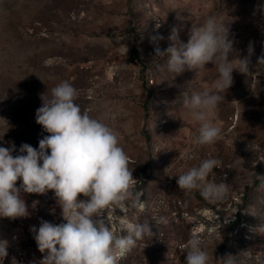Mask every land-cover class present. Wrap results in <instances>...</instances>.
Listing matches in <instances>:
<instances>
[{
	"label": "rangeland",
	"instance_id": "obj_1",
	"mask_svg": "<svg viewBox=\"0 0 264 264\" xmlns=\"http://www.w3.org/2000/svg\"><path fill=\"white\" fill-rule=\"evenodd\" d=\"M259 5L264 0H0V147L38 148L49 135L35 120L41 95L68 81L79 92L76 103L117 132L129 158L134 187L122 207L107 209L113 229L127 235L130 225L147 222L155 233L138 240L120 264H185L184 245L193 236L206 247L210 264H264V188L257 178L264 176ZM210 16L229 29L233 67L238 57L249 56L250 44L254 52L250 72L233 70V83L213 113L223 139L197 145L200 125L185 107L184 93L190 98L211 90L217 68L208 64L176 75L155 48L168 47L173 27L187 43L192 27ZM183 153L191 158L181 159ZM208 158L222 162L209 177L229 185L222 200H206L176 183L181 170ZM22 196L30 215L0 218V239L8 242L3 264L13 258L39 264L42 253L30 228L38 229L41 219L64 222L54 191ZM161 217L166 224L157 223Z\"/></svg>",
	"mask_w": 264,
	"mask_h": 264
},
{
	"label": "clouds",
	"instance_id": "obj_2",
	"mask_svg": "<svg viewBox=\"0 0 264 264\" xmlns=\"http://www.w3.org/2000/svg\"><path fill=\"white\" fill-rule=\"evenodd\" d=\"M258 9L264 11V5ZM179 31L177 27L171 29L168 47L163 51L156 47V57H167L168 71L176 75L185 70L197 72L208 64L216 66L219 75L211 90L193 92L190 98L184 93V105L200 125L193 143L209 145L223 139L222 129L212 123L214 111L225 99L221 94L231 87L233 70L250 72L249 57L254 49L250 44L249 56L238 57L239 65L233 67L234 42L222 21L210 16L202 25L192 27L187 43L181 41ZM261 63L264 55L258 59ZM78 96V90L68 81L57 84L50 94L41 95L42 105L36 110L35 120L49 135L39 140L38 148L28 143L18 150L14 144L0 147V218L28 217L29 206L22 193L43 195L52 190L64 222L41 219L38 229L30 228L42 253L39 264H120L138 240L155 233L147 222L130 225L127 235L113 229L107 209L124 205L132 195L135 179L117 132L83 111L76 103ZM180 157L191 158L187 153ZM221 163L215 158L202 159L199 165L181 170L174 176L178 188L199 191L210 201L224 199L229 185L209 179ZM257 178L264 188V176ZM81 194L86 199H78ZM37 203L34 201L32 207ZM157 223L166 224L167 220L161 217ZM7 248L8 242L0 239V264L8 256ZM184 250L185 264H210L209 253L199 237H191ZM11 264H17L15 258Z\"/></svg>",
	"mask_w": 264,
	"mask_h": 264
},
{
	"label": "built area",
	"instance_id": "obj_3",
	"mask_svg": "<svg viewBox=\"0 0 264 264\" xmlns=\"http://www.w3.org/2000/svg\"><path fill=\"white\" fill-rule=\"evenodd\" d=\"M124 259V258H123ZM142 264H148V263H146V262H143Z\"/></svg>",
	"mask_w": 264,
	"mask_h": 264
}]
</instances>
